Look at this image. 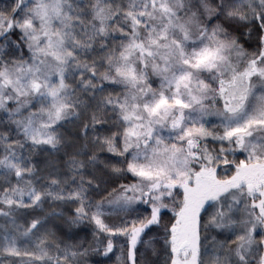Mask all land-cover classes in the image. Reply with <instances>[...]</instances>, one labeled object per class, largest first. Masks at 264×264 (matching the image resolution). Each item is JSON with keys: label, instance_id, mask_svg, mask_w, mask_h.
Wrapping results in <instances>:
<instances>
[{"label": "snow or ice", "instance_id": "snow-or-ice-1", "mask_svg": "<svg viewBox=\"0 0 264 264\" xmlns=\"http://www.w3.org/2000/svg\"><path fill=\"white\" fill-rule=\"evenodd\" d=\"M0 264H264V0H0Z\"/></svg>", "mask_w": 264, "mask_h": 264}]
</instances>
